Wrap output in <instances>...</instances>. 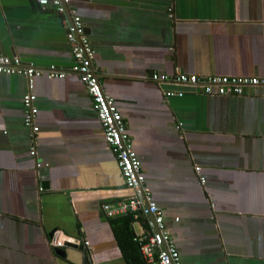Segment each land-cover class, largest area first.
<instances>
[{"label": "crops", "instance_id": "crops-1", "mask_svg": "<svg viewBox=\"0 0 264 264\" xmlns=\"http://www.w3.org/2000/svg\"><path fill=\"white\" fill-rule=\"evenodd\" d=\"M74 2L181 263L264 264V88L206 96L152 80L264 78V0H173L175 20L169 0ZM0 56L74 64L62 16L38 0H0ZM28 91L25 76L0 74V264H147L140 242L155 230L151 217L103 212L133 191L80 77L35 80L34 135Z\"/></svg>", "mask_w": 264, "mask_h": 264}, {"label": "built area", "instance_id": "built-area-1", "mask_svg": "<svg viewBox=\"0 0 264 264\" xmlns=\"http://www.w3.org/2000/svg\"><path fill=\"white\" fill-rule=\"evenodd\" d=\"M168 8L169 18L175 20L173 0ZM43 8H52L62 16L67 29V39L72 46L74 64L67 70L56 67L40 69L33 64H25L19 57L0 56V74L23 75L28 80L29 91L24 96L25 126L30 128L32 134L39 131L35 124L37 96L33 93L34 82L37 78L46 76L49 79H64L69 74L80 77L87 93L92 100V106L98 114L105 141L116 155L121 173L128 189L133 191L128 201H119L117 204H104L103 212L110 218L132 213L136 219L141 217H154L156 229L152 236L140 242V250L147 264H182L180 254L165 225L162 209L152 199L151 191L145 186L146 179L142 171V162L134 148L127 123L121 114L117 102L104 91L98 76L99 70L94 66L96 51L86 34V25L79 14L74 0H38ZM152 80L158 84L173 83L178 86L189 87L200 91L206 96H244L254 88H264V78L246 76H206L194 74H154ZM167 97L184 96V92H166ZM31 155L36 156L35 146ZM42 165L38 163L40 168ZM200 175L201 168L196 167ZM200 182L206 184L205 177ZM52 244L61 247L63 244L55 238ZM90 242L86 241L85 246Z\"/></svg>", "mask_w": 264, "mask_h": 264}, {"label": "trees", "instance_id": "trees-1", "mask_svg": "<svg viewBox=\"0 0 264 264\" xmlns=\"http://www.w3.org/2000/svg\"><path fill=\"white\" fill-rule=\"evenodd\" d=\"M129 214V215H128ZM127 214V219L128 220H130V221H133V219H134V216H133V214H131V213H128ZM131 214V215H130Z\"/></svg>", "mask_w": 264, "mask_h": 264}, {"label": "water", "instance_id": "water-1", "mask_svg": "<svg viewBox=\"0 0 264 264\" xmlns=\"http://www.w3.org/2000/svg\"><path fill=\"white\" fill-rule=\"evenodd\" d=\"M98 76H99V74H98ZM151 217V219L153 220V224H154V227H155V229H156V225H155V223H154V217L153 216H150Z\"/></svg>", "mask_w": 264, "mask_h": 264}, {"label": "bare ground", "instance_id": "bare-ground-1", "mask_svg": "<svg viewBox=\"0 0 264 264\" xmlns=\"http://www.w3.org/2000/svg\"><path fill=\"white\" fill-rule=\"evenodd\" d=\"M110 218V217H109ZM114 218V217H113Z\"/></svg>", "mask_w": 264, "mask_h": 264}]
</instances>
